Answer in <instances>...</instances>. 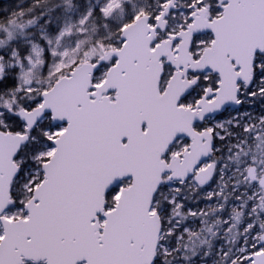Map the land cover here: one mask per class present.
Masks as SVG:
<instances>
[{"label":"snow or ice","instance_id":"obj_1","mask_svg":"<svg viewBox=\"0 0 264 264\" xmlns=\"http://www.w3.org/2000/svg\"><path fill=\"white\" fill-rule=\"evenodd\" d=\"M74 7L0 14V264H264V0Z\"/></svg>","mask_w":264,"mask_h":264},{"label":"flooded vegetation","instance_id":"obj_2","mask_svg":"<svg viewBox=\"0 0 264 264\" xmlns=\"http://www.w3.org/2000/svg\"><path fill=\"white\" fill-rule=\"evenodd\" d=\"M217 155H224V156L226 157V155H227V149L225 148L223 153H218ZM228 174H229V173H228V170H226V173H225V179H227V175H228ZM218 178H219V173H217V176L214 177L213 180L215 181V180L218 179ZM227 191H230V189H228ZM227 191L225 192V195H227ZM233 202H234L233 199L230 198L229 206H228V208L225 210L224 217H226V216L228 215V212L230 211L231 204H232ZM214 219H215V218H210V223H213V222H214ZM261 220H264V216L261 217ZM199 227H200L199 224H197V229H198ZM214 231H218V235H222V229H214ZM201 238H202V239H203V238H207V239H209V240L212 242V244L215 245V246H219L220 243H222V240H220V239H213L208 233H202V234H201ZM197 243H198V241H197ZM205 248H206V246H205ZM202 250H203V249L198 250V252H199V251H202ZM213 258H214V257H209L208 260H207V264H211V261H212ZM193 259H194V261H195V264L200 263L199 255H198L197 257L193 258ZM188 263H189V264H193V261H189V262H187V264H188Z\"/></svg>","mask_w":264,"mask_h":264},{"label":"trees","instance_id":"obj_3","mask_svg":"<svg viewBox=\"0 0 264 264\" xmlns=\"http://www.w3.org/2000/svg\"><path fill=\"white\" fill-rule=\"evenodd\" d=\"M29 2L30 0H0V14H3L5 8H8L9 11L13 10L18 3L21 7L27 8Z\"/></svg>","mask_w":264,"mask_h":264},{"label":"rangeland","instance_id":"obj_4","mask_svg":"<svg viewBox=\"0 0 264 264\" xmlns=\"http://www.w3.org/2000/svg\"><path fill=\"white\" fill-rule=\"evenodd\" d=\"M72 2L74 6L79 5V8L74 7L71 13L65 14V18H67V16H71L72 19H75L76 15H78L79 12L83 11L88 6L90 0H72ZM91 2L94 3L95 0H91ZM39 11L40 9L36 10L37 13H39Z\"/></svg>","mask_w":264,"mask_h":264}]
</instances>
